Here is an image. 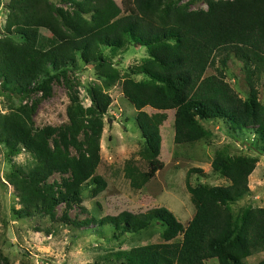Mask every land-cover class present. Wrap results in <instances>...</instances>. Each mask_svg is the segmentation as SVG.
I'll list each match as a JSON object with an SVG mask.
<instances>
[{
  "label": "trees",
  "instance_id": "16d2710c",
  "mask_svg": "<svg viewBox=\"0 0 264 264\" xmlns=\"http://www.w3.org/2000/svg\"><path fill=\"white\" fill-rule=\"evenodd\" d=\"M79 1L74 12H65L49 0H12L6 31L22 37L23 44L0 41V77L23 99L35 93L50 97L52 84L66 79L65 68L76 62L77 55L98 64L101 48L126 51L130 44L146 48L149 57L132 67L129 76H144L147 82L128 77L122 84L123 96L138 112L135 121L144 142L138 155L147 164L142 171L134 159L126 161L124 174L132 189L143 190L165 167L160 156L167 111H175L176 145L211 138L201 122L222 121L236 131H253L264 150V104L258 87L264 81V0H220L198 11L187 5L170 9L169 0H123V8L115 0ZM43 30L54 41L43 36ZM232 57L244 65L246 99L226 80L223 69ZM217 62L223 69L206 77ZM107 77L111 84L121 79L117 69ZM91 101L85 109L72 99L63 133L53 128L35 131L31 119L35 106L22 115L0 114V134L10 154L25 148L38 161L27 175L11 178L24 206L22 217L47 215L53 223L80 228L84 223L71 218V208L82 203L85 189L96 199L108 188L97 171L103 117L111 98L95 91ZM146 108L158 113L151 115ZM257 163L255 158L217 153L212 170L226 186H192L190 177L205 173L191 169L186 187L196 213L187 226L165 207L138 217L123 213L102 223L131 234L153 224L165 227L160 243L132 248L125 253V264H207L212 259L248 264L250 257L264 253V208L241 216L232 208L250 192ZM56 174L63 175L62 182L48 184ZM62 205L66 209L59 216Z\"/></svg>",
  "mask_w": 264,
  "mask_h": 264
},
{
  "label": "rangeland",
  "instance_id": "374dc122",
  "mask_svg": "<svg viewBox=\"0 0 264 264\" xmlns=\"http://www.w3.org/2000/svg\"><path fill=\"white\" fill-rule=\"evenodd\" d=\"M49 1L65 12H74L75 4L80 2ZM115 1L123 8V0ZM218 1L169 0L167 5L170 9L187 5L190 10L198 11L207 10L211 3ZM11 2L0 0V41L11 40L23 44L22 37L9 36L6 31ZM41 33L53 40L48 31ZM100 52L102 61L98 64L86 63L77 55L76 62L65 68L66 79L61 77L59 82L52 84L50 97L35 93L23 99L14 86H8L0 77V114L22 115L35 106L31 116L35 131L53 128L63 133L69 125L68 111L73 98L85 109L92 106V92L100 91L111 98V105L103 117L104 128L100 140L102 161L97 171V175L107 181L108 188L96 199L91 198L90 189H85L82 203L71 208V218L84 223L80 228L53 223L47 215L27 218L22 217L21 213L19 215L24 206L11 178L16 173L21 177L27 175L38 166V161L25 148L12 156L0 134V264H125V253L132 248L160 243L165 227L153 224L141 233L131 234L102 221L123 213L138 217L149 210L165 207L187 226L196 213L186 187L188 172L200 168L205 173L204 176L192 175L189 179L192 186H226L227 182L212 170V162L220 152L227 153L231 158L242 156L258 161L250 177V192L233 206V214L241 216L249 209L264 208V150L255 133L251 130H233L222 121L201 122L211 133V138L192 145H176L174 110L165 112L168 119L161 128L163 142L160 159L165 164L164 169L143 190L132 189L124 174L126 161L134 159L142 171L147 170V164L138 155L144 144L135 121L138 112L123 96L122 84L128 77L137 82H147L144 76L129 75L131 68L140 65L149 57V53L146 48L134 44H130L126 51L101 48ZM113 69H117L121 77L115 84H111L107 77ZM218 69L223 68L217 62L207 71L206 77L216 75ZM223 70L227 82L241 98L246 99L249 86L243 63L232 57ZM258 87L260 101L264 104V81ZM145 111L151 115L158 113L152 108ZM80 140L84 141L85 137L82 136ZM51 146L54 148V139ZM72 154L76 152L72 150ZM62 177L56 174L48 184H60ZM65 209V205L58 207V215L62 216ZM262 261L264 253L250 257L248 264ZM207 264L219 262L212 259Z\"/></svg>",
  "mask_w": 264,
  "mask_h": 264
}]
</instances>
